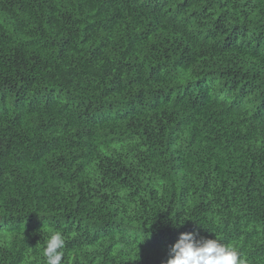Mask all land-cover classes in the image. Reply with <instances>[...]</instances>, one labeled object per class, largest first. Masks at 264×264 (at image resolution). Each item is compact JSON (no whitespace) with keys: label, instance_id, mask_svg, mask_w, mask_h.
<instances>
[{"label":"trees","instance_id":"16d2710c","mask_svg":"<svg viewBox=\"0 0 264 264\" xmlns=\"http://www.w3.org/2000/svg\"><path fill=\"white\" fill-rule=\"evenodd\" d=\"M51 231L62 264L188 232L264 264V0H0V264Z\"/></svg>","mask_w":264,"mask_h":264},{"label":"clouds","instance_id":"9594fccd","mask_svg":"<svg viewBox=\"0 0 264 264\" xmlns=\"http://www.w3.org/2000/svg\"><path fill=\"white\" fill-rule=\"evenodd\" d=\"M173 221V226H178L184 219L173 218ZM221 241L217 237L204 239L197 238L192 232L181 233L169 248L168 258L161 264H245L235 246ZM65 246L66 240L62 232L51 231L43 247L45 264H62Z\"/></svg>","mask_w":264,"mask_h":264}]
</instances>
